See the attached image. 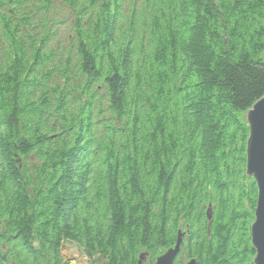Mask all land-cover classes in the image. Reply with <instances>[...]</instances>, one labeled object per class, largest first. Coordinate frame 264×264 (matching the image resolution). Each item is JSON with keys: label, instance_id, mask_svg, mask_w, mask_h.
<instances>
[{"label": "trees", "instance_id": "trees-1", "mask_svg": "<svg viewBox=\"0 0 264 264\" xmlns=\"http://www.w3.org/2000/svg\"><path fill=\"white\" fill-rule=\"evenodd\" d=\"M262 96L264 0H0V264H254Z\"/></svg>", "mask_w": 264, "mask_h": 264}, {"label": "water", "instance_id": "water-1", "mask_svg": "<svg viewBox=\"0 0 264 264\" xmlns=\"http://www.w3.org/2000/svg\"><path fill=\"white\" fill-rule=\"evenodd\" d=\"M246 119L249 126L246 143V173L256 180L258 186L255 221L250 229L251 242L255 249L254 264H264V96L248 109ZM209 217L211 218L210 214ZM181 242V235H179L175 246L157 257L155 264H174ZM187 264H195V260L192 259Z\"/></svg>", "mask_w": 264, "mask_h": 264}, {"label": "rangeland", "instance_id": "rangeland-1", "mask_svg": "<svg viewBox=\"0 0 264 264\" xmlns=\"http://www.w3.org/2000/svg\"><path fill=\"white\" fill-rule=\"evenodd\" d=\"M246 143H247V141H246ZM249 177H252V176H249ZM251 179L248 178V181H250ZM180 247H181V245H180ZM62 253L64 255V258L70 260V262L72 264H90L89 259L85 256V254L81 251V249H79L75 244H73L71 242H65L64 243ZM143 253H147V251L143 252ZM179 257L182 258L183 256L180 255ZM140 259H141V261H145V260H147V257L146 256L141 257Z\"/></svg>", "mask_w": 264, "mask_h": 264}, {"label": "bare ground", "instance_id": "bare-ground-1", "mask_svg": "<svg viewBox=\"0 0 264 264\" xmlns=\"http://www.w3.org/2000/svg\"><path fill=\"white\" fill-rule=\"evenodd\" d=\"M254 103H255V102H254ZM254 103H253V104H254ZM246 167H247V165H246ZM253 180H254V182H255V184H256L257 196H258V186H257V182H256V180H255L254 178H253ZM255 209H256V206H255ZM254 211H255V210H254ZM209 212H210V211H209ZM209 212L206 214L208 220L211 219V218L209 217V214H210ZM254 221H255V219H253L252 223H253ZM252 223H251V225H252ZM251 225H250V229H251ZM250 236H251V232H250ZM177 241H178V240H177ZM182 241H183V240H182ZM181 244H182V242H181ZM181 244H180V245H181ZM168 249H169V248H168ZM168 249H167V250H168ZM180 249H181V247H180ZM167 250H165L164 252H162L161 254H159L157 257H159L160 255H162L163 253H165ZM179 253H180V250H179V252H178L176 258L174 259V263H175V260L177 259V257L179 258V256H178ZM141 255H143V257H145V256L147 257V253H143V252H142V253L139 254V259L141 258V257H140ZM157 257H156V259H157ZM156 259H155V263H156ZM191 260H192V259L188 260L185 264H187V263H188L189 261H191ZM140 261H141V259H140Z\"/></svg>", "mask_w": 264, "mask_h": 264}]
</instances>
